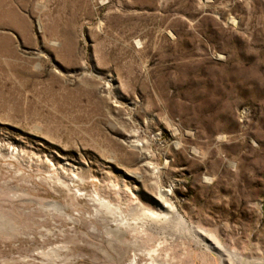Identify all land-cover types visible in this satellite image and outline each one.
Segmentation results:
<instances>
[{
  "label": "rangeland",
  "instance_id": "1",
  "mask_svg": "<svg viewBox=\"0 0 264 264\" xmlns=\"http://www.w3.org/2000/svg\"><path fill=\"white\" fill-rule=\"evenodd\" d=\"M0 264H264V0H0Z\"/></svg>",
  "mask_w": 264,
  "mask_h": 264
}]
</instances>
